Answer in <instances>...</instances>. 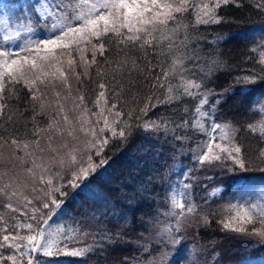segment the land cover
Returning <instances> with one entry per match:
<instances>
[{
    "label": "snow or ice",
    "instance_id": "obj_1",
    "mask_svg": "<svg viewBox=\"0 0 264 264\" xmlns=\"http://www.w3.org/2000/svg\"><path fill=\"white\" fill-rule=\"evenodd\" d=\"M230 2L233 0H212L211 6L204 4L199 12H195V24H221L223 20L217 15V11ZM190 7L189 0H37L33 15L25 19L30 25L34 18L35 24L49 33L47 38L29 40L23 46L17 45L16 51L0 47V120L7 117L8 121H14V113L9 114V100L16 94L15 85H21L27 92V100L23 103L30 104L34 114L37 107L44 111L52 107L53 102L55 104L51 113L53 123L48 125V129L34 125L32 130H28L26 125H19L13 127L7 139L0 135V142L3 144H11L18 150L21 147L29 150L26 155L31 159L24 161L25 169L40 186L39 191L42 193L39 197L40 208L32 207L31 213L27 208L32 205V201L24 197L23 216L27 218L25 222L13 221L9 224L0 216V224H3V227H0V249L12 250L7 256L0 254V264H34L32 253L39 252L49 257H83L91 252L89 247L69 249L65 245L61 248L50 238L51 234L45 232L44 225L49 223L54 214L67 212V204L63 199L68 196L64 191L65 187L72 189L69 203L79 200L81 205H85L90 200L99 202L98 197H102L104 201L109 202L104 205L107 210L105 214L112 212L118 215L120 220H128L126 211H115V204H111L109 198L101 192L98 181H104L109 173L111 161L105 158L104 153L110 143L115 142L126 150L137 139L133 131L134 124L131 122L133 111L121 110L124 107L122 99L125 89L117 80L116 74L123 77L127 73L130 79L133 72L144 71L140 68V64L144 63V60L139 59L141 53L145 58L152 54V59L145 63V69L151 67L152 75L150 79L145 77V83L151 89L161 91L163 96L161 98L153 92L145 98V107L139 111L147 114L149 106L155 108L158 105H172L174 101L180 100L181 96L193 97L198 101L195 107L198 119L192 124V128L203 134L206 139L197 144L185 159L194 161V167L202 169L215 167L217 162L222 160H231L239 169H246L243 148L236 142L235 129L229 123H217L215 117L217 110L229 99L237 95L248 99L258 87H264V77H257L255 74L236 76L233 84L221 92L210 88L208 85L212 83L215 71L222 62H206L209 65L207 70L200 63L201 57L197 51L199 40L194 41L189 32V25L180 23V16L188 12ZM26 30L32 32L33 28L28 26ZM15 36L19 37L20 32H15ZM12 38L9 35L3 37L6 41ZM223 39L227 42L234 37L227 36ZM82 42L84 47H81ZM113 44L121 58L111 62L115 64V68L112 69L110 80L107 78L108 72H97L100 79L97 81V87L93 89L95 100L91 103L98 111L92 112L85 102V94L78 92L71 111H78L79 118L70 119L66 101L71 96V79L74 77L82 85L83 77L88 75L86 69L97 64L96 54L104 55L107 51L106 45ZM87 45H92L90 61L86 55ZM76 51L81 53L79 58L75 55ZM65 54L67 59L64 58ZM133 55H136L137 59H133ZM161 56L163 63L158 60ZM261 63H264V58ZM188 64L193 68L189 69ZM77 68L84 70L78 72ZM155 69H159V72ZM190 76L194 78H189ZM177 77L181 81L179 87L182 91L179 92L171 83ZM134 83L137 87L141 86L138 80ZM113 84L116 85L115 88L112 87ZM49 87H58L66 94L62 96L61 91H55L53 100L45 103L46 97L42 89ZM153 100L155 103H152ZM91 117L96 119L92 120ZM35 119L36 115H32V120ZM135 119L139 120V117ZM101 123L102 126H99ZM188 124L189 121L181 118L178 124L166 120L145 121L139 127L162 132L163 143L169 144L170 140L181 142L185 138L183 133H176ZM258 130L264 135V123L247 124L246 131L255 133ZM169 131L172 132L171 136ZM56 132L62 135L66 133L72 138L73 144L62 143L53 148ZM76 133L84 134L83 145L75 143L78 140ZM46 134L47 144L42 147L41 140ZM158 142L159 137L156 142L149 140L148 145H137L134 151L142 155H139L136 163L139 164V160L149 154L158 161L159 157L164 155L162 150L156 149ZM169 152L172 154L169 158L173 164L168 167L175 173L174 180L169 184L170 201L171 207L178 210L174 213L175 234L170 237L169 242L176 245L180 243L178 234L181 218L195 211L191 202V189L196 180L193 175L194 168L183 165L182 161L177 159L174 145H170ZM45 155L49 157L47 160ZM261 155L264 156V153ZM147 166L145 160L144 167ZM60 170H66L71 178L67 179L65 184L56 185L54 181L63 179ZM141 174L142 169L133 176V180H138ZM148 183H151V180ZM13 189L14 186L9 183L7 188H0V193L17 196L18 190ZM32 191L36 192L37 189L33 187ZM143 192H147V188L141 182L135 188L133 196L126 199L135 200L136 194ZM136 203L138 205L140 201ZM4 207L14 213L20 211L12 203H7ZM124 207L128 211L133 210L130 203ZM229 210L234 211L235 215L221 221L225 230L257 236L264 241V209L250 204L247 207L230 205ZM22 229H27L29 234H21ZM126 235V231L114 236L106 234L102 242L107 240L116 244L128 243L129 241L124 239ZM131 259L125 257L122 264H130ZM183 259V249L177 248L170 264H182ZM48 264L52 262L49 261ZM64 264L80 262L66 260ZM261 264H264V261Z\"/></svg>",
    "mask_w": 264,
    "mask_h": 264
},
{
    "label": "trees",
    "instance_id": "obj_2",
    "mask_svg": "<svg viewBox=\"0 0 264 264\" xmlns=\"http://www.w3.org/2000/svg\"><path fill=\"white\" fill-rule=\"evenodd\" d=\"M2 1L7 8L12 10V14L15 12L21 15L25 11H30L33 15L37 2V0H0V3ZM189 2L191 7L188 12L180 16V23L189 25V32L194 41L199 40L197 51L201 57L200 63L207 70L209 65L206 62L210 60L222 62L219 69L215 71L212 83L208 86L216 92H221L233 84L236 76L255 74L257 77H264V63H261V59L264 58V0H233L218 9L217 15L223 20L221 24L206 25H196L194 15L195 12L201 10L204 4L211 6L212 0H189ZM258 5L262 6L258 7ZM40 30L44 31L42 27ZM33 32L37 33L38 30ZM3 34L0 28V47L6 48L2 45ZM227 36H232L234 39L225 42L223 37ZM81 47H84V42ZM87 48L86 55L90 61L92 45H87ZM106 48L104 55L96 54L97 64L86 69L88 75L83 77L82 85L75 78L71 79L72 91L70 98L66 101V108L70 110L72 120L79 118L78 111H71L73 100L78 92L85 94V102L92 112L98 111L91 103L95 100L93 89L97 87V81L100 79L97 77V72L102 70L108 72L107 78L110 80L112 69L115 68V64L111 62L121 58L117 55L114 44L106 45ZM75 55L79 58L81 53L76 51ZM64 58L67 59L66 54ZM133 59H137V56L133 55ZM139 59L144 60V63L140 64V68L144 69L141 73L133 72L130 79L127 73L123 77L116 74L117 80L124 85L125 89L122 99L124 107L121 110L133 111L131 122L134 124L133 131L137 139L126 150L117 146L115 142L110 143L104 153L105 158L111 161L109 173L104 181H98L101 192L109 198L111 204H115V211L117 213L121 210L126 211L128 220H120L119 216L112 212L105 214L107 210L104 205L109 202L104 201L102 197H98L99 202L90 200L85 205H81L79 200L69 203L72 189L65 187L64 191L68 193V196L63 199L67 204V212L54 214L49 223L44 225L45 232L50 233V238H53L57 246L61 248L65 245L69 249L89 247L91 252L83 257H49L42 252L32 253L34 264H48L49 261L52 264H64L66 260L79 261L80 264H122L125 257L132 258L130 264H170L171 258L176 255L177 248L183 249L182 264H239L250 258L263 259L264 241L257 236L227 231L222 227L221 221H226L230 215H235L234 211L230 212V205L245 207L250 205L247 199L245 201V197L247 193L250 196L249 189L258 182L251 181L253 179L264 180V156L261 155L264 153V135H261L259 130L255 133L246 131L249 123H264V111H262L264 109V95H262L264 87H258L248 99L240 95L229 99L217 110L215 117L216 121L229 123L235 129L236 142L243 148L246 169H239L231 160H222L217 162L215 167L202 169L198 166L194 167V161L185 159L197 144L206 139L203 134L192 128V124L197 120L195 107L198 101H195L193 97L181 96L180 100L174 101L172 105H158L155 108L149 106L147 114L141 113L139 109L145 107L146 97L155 92L162 98L163 93L151 89L145 83V77L150 79L152 75L150 66L145 69V63L152 59V54L150 53L145 58L141 53ZM158 60L163 63L162 56L158 57ZM187 66L189 69L193 68L191 64ZM82 70L84 69H76L78 72ZM155 71L158 73L159 69ZM203 74L200 73V75ZM137 80L140 87L134 83ZM171 83L178 92L182 91L179 87L181 84L179 77L173 79ZM112 87L115 88L116 85L113 84ZM15 89L16 94L9 100V114L14 113V121H8L7 117L0 120V135H4L7 139L13 127L19 125H26L28 130H32L34 125L48 129V125L53 123L51 113L52 108L55 107L54 102L52 107L44 111L37 107L34 114L31 105L23 103L27 100V92L21 85H15ZM42 91L46 97L45 103L53 100L55 91H61L62 96L66 94L58 87L56 89L49 87ZM152 103H155V100ZM32 115H36L34 121ZM136 117H139V120L135 119ZM181 118L189 121L188 125L176 133L177 135L184 134L185 138L181 142L170 140L169 144H164L162 132L139 127L145 121L166 120L175 121L178 124ZM91 119L95 120L96 117H91ZM99 126H102V123ZM50 133L51 130H49ZM168 134L171 136L172 132L169 131ZM76 135H78V140L75 143L83 145L84 134L77 133ZM105 135H110V133H105ZM157 137H159V142L155 145L156 149L162 150L164 155L156 161L149 154L144 159H140L137 164L136 160L142 154L135 153V147L141 143L148 145L149 140L156 142ZM70 138L66 133L62 135L56 132L55 143L52 147H58L62 143L73 144ZM46 144L47 140H41L42 147ZM161 145H163L162 149ZM170 145L175 146V155L183 165L194 168L193 175L196 180L191 189V202L195 206V211L181 218L182 223L178 234L180 243L176 245L169 242L170 237L175 234L174 213L178 211L171 207L170 201L169 184L175 178L173 169L168 167L173 164L169 158L172 155L169 152ZM28 151L22 147L18 150L11 144L0 142V188H7L11 183L14 186L13 190H18L17 196L0 193V216H3L9 224L13 221L25 222L27 220L23 216L24 197L32 201V205L27 208L29 213L32 207L40 208L39 197L42 196L39 191L40 186L34 182L25 169L24 161L31 159L26 155ZM48 158L45 155V160ZM145 160L147 167H144ZM141 169L143 174L134 181L133 176ZM60 171L63 179L54 181L56 185L65 184L66 180L71 178L66 170ZM149 180L151 183H148ZM141 182L146 186L147 192L137 193L135 200L128 201L126 197L133 196L135 188ZM33 187L37 189L36 192L32 191ZM137 201H140L138 205ZM7 203H12L20 211L14 213L7 209L4 207ZM129 203L133 205L132 211L124 207ZM43 211L47 212V210ZM0 227H3V224H0ZM20 231L23 235L29 234L27 229ZM125 231L127 235L124 239L129 241L128 243L116 244L107 240L102 242L106 234L114 236ZM253 244L256 246H251ZM11 251V249H0V254L7 256L11 254Z\"/></svg>",
    "mask_w": 264,
    "mask_h": 264
},
{
    "label": "rangeland",
    "instance_id": "obj_3",
    "mask_svg": "<svg viewBox=\"0 0 264 264\" xmlns=\"http://www.w3.org/2000/svg\"><path fill=\"white\" fill-rule=\"evenodd\" d=\"M1 9H0V28L2 29L3 37L5 35L12 36L13 38L10 40H4L2 45H4L8 49H12L14 51L18 50L17 45L23 46L27 41L29 40H35L38 38H47V35L49 33H46L45 31H41L39 26L35 24L34 18H33V23L28 24L26 21V17L31 16L30 11H25L23 15L17 14L14 12L12 14V10L10 8H7L5 3L2 1L0 3ZM32 27L33 31L38 30L37 33L28 32L26 30V27ZM19 31L20 36L16 37L15 32ZM25 35V36H23ZM36 36V37H35ZM35 37V39H34ZM74 78V77H73ZM72 84V83H71ZM77 115V114H76ZM90 115V114H89ZM70 119H71V114H69ZM198 119V118H197ZM197 121V120H196ZM217 123H220L219 121H216ZM225 124V123H221ZM77 134V133H76ZM72 138H70L71 140ZM47 140V138L43 139ZM65 140V139H63ZM192 168V167H190ZM63 175V174H61ZM258 181L257 184L254 183L251 188L249 189L250 191V196L247 193V196L245 197V201L247 199V202L250 204H256L258 205L261 209H264V180H256L253 179L251 182ZM252 197V198H251ZM53 239V238H51ZM54 240V239H53ZM43 242V241H42ZM251 246H256V244H253ZM183 261V260H182ZM264 261L263 259L260 260H255L254 258H250L244 262H241L239 264H261V262Z\"/></svg>",
    "mask_w": 264,
    "mask_h": 264
}]
</instances>
